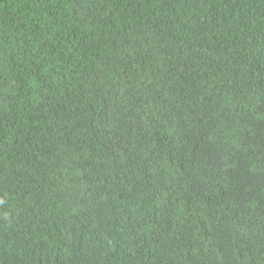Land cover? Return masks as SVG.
I'll use <instances>...</instances> for the list:
<instances>
[{"label":"trees","instance_id":"obj_1","mask_svg":"<svg viewBox=\"0 0 264 264\" xmlns=\"http://www.w3.org/2000/svg\"><path fill=\"white\" fill-rule=\"evenodd\" d=\"M0 264H264V0H0Z\"/></svg>","mask_w":264,"mask_h":264},{"label":"clouds","instance_id":"obj_2","mask_svg":"<svg viewBox=\"0 0 264 264\" xmlns=\"http://www.w3.org/2000/svg\"><path fill=\"white\" fill-rule=\"evenodd\" d=\"M0 203H3V201H2V200H0Z\"/></svg>","mask_w":264,"mask_h":264}]
</instances>
